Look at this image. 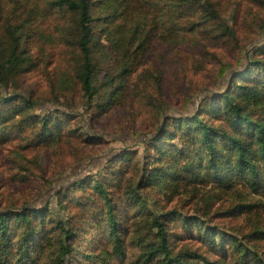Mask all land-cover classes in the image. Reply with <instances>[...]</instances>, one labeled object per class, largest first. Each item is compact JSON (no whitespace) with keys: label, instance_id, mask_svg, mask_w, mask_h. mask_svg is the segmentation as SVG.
Here are the masks:
<instances>
[{"label":"trees","instance_id":"obj_1","mask_svg":"<svg viewBox=\"0 0 264 264\" xmlns=\"http://www.w3.org/2000/svg\"><path fill=\"white\" fill-rule=\"evenodd\" d=\"M2 1L0 141L31 130L23 148L47 146L73 131L75 114L48 109L15 82L35 68L23 31L31 24L19 23L16 10L5 16ZM48 9L64 19L58 30L72 51V75L101 114L124 101L126 79L152 43L185 44L199 27L235 36L211 0H48ZM257 49L224 91L206 95L194 114L166 120L146 140L144 158H111L106 174L78 180L55 208L0 204V264H264V222L252 212L264 207V43ZM69 81L54 86L58 98ZM132 166L139 178L123 188ZM205 188L208 201L243 190L256 197L233 207L253 215L249 234L170 206L185 192L205 198Z\"/></svg>","mask_w":264,"mask_h":264},{"label":"rangeland","instance_id":"obj_2","mask_svg":"<svg viewBox=\"0 0 264 264\" xmlns=\"http://www.w3.org/2000/svg\"><path fill=\"white\" fill-rule=\"evenodd\" d=\"M211 1L224 24L235 30V36L207 34L199 27L196 29L202 33L194 34L185 44L152 43L143 58L138 56L126 79L124 101L101 114L95 112L93 102L90 104L84 98L81 84L72 75L71 48L59 37V24L64 19L48 9V0H3L5 16L16 10L19 23L30 18L31 24L23 31L35 68L15 82L21 90L43 98L48 109L71 110L75 119L71 123L72 134L47 146L23 148L33 140L31 130L17 139L9 136L0 141L1 206L39 207L46 203L57 207L59 193L67 194L78 180L106 174L111 158L125 153L144 158L145 142L160 126L170 122L171 117L194 114L206 95L224 91L232 71L244 68L248 55H259L257 48L264 43V0ZM67 77L70 89L58 98V84ZM120 166L121 163L114 168ZM134 170L133 166L124 168L123 188L138 180ZM207 191L209 188L201 192L205 198H193L185 192L170 206L205 218L240 237L253 229L255 213L260 212L264 222V207H255L253 215L234 211L233 207L242 200L256 198L248 196L245 190L239 196L231 192L218 194L211 201L206 198ZM243 240L256 246L250 238Z\"/></svg>","mask_w":264,"mask_h":264}]
</instances>
